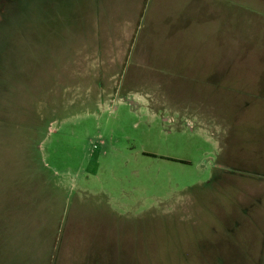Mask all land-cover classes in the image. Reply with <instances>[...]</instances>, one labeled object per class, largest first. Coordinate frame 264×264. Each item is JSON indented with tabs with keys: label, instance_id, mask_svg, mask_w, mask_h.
<instances>
[{
	"label": "rangeland",
	"instance_id": "obj_1",
	"mask_svg": "<svg viewBox=\"0 0 264 264\" xmlns=\"http://www.w3.org/2000/svg\"><path fill=\"white\" fill-rule=\"evenodd\" d=\"M113 1L0 0V264H264V0Z\"/></svg>",
	"mask_w": 264,
	"mask_h": 264
},
{
	"label": "crops",
	"instance_id": "obj_2",
	"mask_svg": "<svg viewBox=\"0 0 264 264\" xmlns=\"http://www.w3.org/2000/svg\"><path fill=\"white\" fill-rule=\"evenodd\" d=\"M109 1L110 0H107V2H109ZM112 1L113 0H111V2ZM212 1H215V0H212ZM113 2H116V1H113ZM192 3H195L196 12L194 13L195 18L193 17V20L196 19L197 31L201 30L202 32H204V27L206 25V19H210V16H209L210 13H208L206 16V9H205L206 0H193ZM213 8L215 10V7H213ZM188 13H192V11H188ZM101 14L95 15V18L98 19ZM217 16L220 17V15H217L216 11L211 15L212 21H214L213 26H216V27L218 26L217 23L219 22L217 19ZM121 19H122L121 20L122 22L125 21L123 25L126 29L121 30V37L119 39V45L120 46L118 45L119 48L114 47L113 50L107 51L103 47L95 45L94 50H92V51H94V53L87 51L90 54H94L93 56H90L89 54L86 53L88 60H90V61L95 60L94 62H96L98 60L99 61L104 60V62H102V65L104 67L109 66V64H111V65L115 64V63L112 64L111 62H117V64H119V65H124V62H128V59H127L129 57L128 54H129L130 50L132 49V47H134L136 45L135 37H136V35H138L139 29L138 28H137V30L135 29L134 23L127 22V21H130V19L123 18V17H121ZM132 19H134V18H132ZM228 33H230V32H228ZM116 51L121 53L120 55L119 54L117 55V58H115L113 56L114 54L112 56H108L105 54L107 52L112 53V52H116ZM118 56H120V57H118ZM105 59L107 61H105ZM216 60L217 61H214L213 66H215L217 68L218 76L225 74L226 70H227V72H229V70L232 67L234 68L235 66H238V65H240V66H247L246 64H248V66L253 65L256 69L258 67V64L255 65L254 63H247L249 61H245L246 63L242 65V64H237L235 59H224L223 58V59H216ZM130 61H131V59H130ZM257 75H258V77H261L260 79L264 78L262 71L260 73H257ZM219 81H220V79H219ZM213 83L219 87L220 82L216 81ZM230 84H232V83L230 82ZM237 84L238 83H234V85H237ZM234 88H235V86L231 90H233ZM236 89H238V91L234 92L236 96H237V94H248L249 93V91L246 88L240 90L239 88L236 87ZM239 91H242V92L244 91L246 93H239ZM246 107H244V108H246ZM209 113H210V111H209ZM212 116L214 117V120H213L214 122H212V123L213 124L215 123L217 125L219 133L221 134L220 131L223 128V124L221 123L222 121L220 120L221 118H219V114L216 112L215 113L213 112ZM216 118H218L219 121ZM229 121L227 123L228 131H229L228 137L226 139L227 140V153L222 152L223 149H221L220 141H219V143H218V146H219L218 155H217V160H216L217 164H216L215 172L213 174V181H215V180L220 181L222 179L223 180H229L228 177L232 178V177H235L238 175L243 176V177L247 176V175L253 176L252 173L258 174L254 170L258 169L259 167L261 169L262 168L264 169V160L263 161H255V162L251 163L248 159H244L241 157L236 158V155H235L236 152L234 153V150L231 148V145H230L229 134L231 133L232 127L230 126ZM214 133L217 134V132H214ZM220 137H221V135H220ZM223 154H225V157H227V159H225L224 162L221 159V158H223ZM227 174H230V175L228 176ZM260 176H262V175H260ZM262 177H264V176H262ZM85 254L87 256L85 257V260H83V261L79 260L80 264H93L91 261V257H92L91 254L89 252H87ZM98 256H101V254L100 255L98 254ZM88 257H90V259ZM76 262H77V259H76V261L75 260L71 261V264H73V263L76 264Z\"/></svg>",
	"mask_w": 264,
	"mask_h": 264
}]
</instances>
